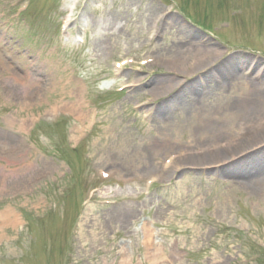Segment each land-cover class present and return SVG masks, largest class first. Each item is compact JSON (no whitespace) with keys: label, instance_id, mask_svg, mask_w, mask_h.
Instances as JSON below:
<instances>
[{"label":"rangeland","instance_id":"1","mask_svg":"<svg viewBox=\"0 0 264 264\" xmlns=\"http://www.w3.org/2000/svg\"><path fill=\"white\" fill-rule=\"evenodd\" d=\"M162 1L166 8L157 0H0V264H118L123 258L134 264H255L253 248L264 249V183L240 175L251 171L249 178L260 181L264 145L223 168V154H192L229 139L244 118L226 121L231 112L220 113L242 87L229 94L212 87L226 68L221 48L203 32L223 39V19L234 14L239 22L232 30L239 29L241 15L223 8V0ZM228 1L236 10L244 6L245 23L257 32L231 38L248 46L242 47L247 53L224 62L262 63L255 37L264 36V0ZM72 2L75 14L64 15ZM25 3L27 13L16 19L14 6ZM173 3L183 18L167 11ZM68 16L81 27L92 24L84 45L66 41L78 38L72 25L61 32ZM185 56L193 62L185 63ZM123 58L157 61L129 65L115 76ZM21 75L30 83L20 84ZM32 95L34 103L26 102ZM156 106L163 111L153 125ZM55 115H63V123L51 127L45 119ZM222 124H228L224 132ZM75 141L80 147L74 153ZM104 170H114L115 179L134 177L136 186L103 188L110 183L101 177L105 184L98 185ZM94 187L100 190L89 200ZM124 210L135 215L127 221ZM143 222L153 230L145 245Z\"/></svg>","mask_w":264,"mask_h":264},{"label":"bare ground","instance_id":"2","mask_svg":"<svg viewBox=\"0 0 264 264\" xmlns=\"http://www.w3.org/2000/svg\"><path fill=\"white\" fill-rule=\"evenodd\" d=\"M200 55H203V54H200ZM232 70H233L232 68L228 69L230 73L233 72ZM223 72H225L224 69H223ZM236 73H239V72H234L232 74L233 76L231 75L230 77H228V78L232 77V80L234 79L232 83L228 84V86L226 84H223V82L227 81V77H223L218 80V83L222 85V88L220 90L223 89V85H225L226 88H231L233 84L238 83V80H237L238 78H235ZM263 78H264V75H262V77H255V80L261 86H255L256 84L254 82H251L250 84H246V85L244 84L245 90L239 93L240 96L234 97L232 98V100H228L223 106V112L222 111L220 112L221 114H223V118L226 116V111L231 112L230 117L227 118L226 121L236 118V117H247L246 120L244 118L242 120H245L244 125L252 128V131L247 128L241 129V131L237 135L234 136V137L238 136V139L234 140L233 143H230L226 145L225 147H223L222 149L223 151L218 150V152L213 151L209 153L208 155L205 156L206 159L214 157V156L220 157L223 154V161H225L226 156L230 154L231 152H233V157H236L237 156L235 153L236 150L244 151V149L246 150V148L248 149V147L250 146L253 147L257 144L264 143V121H262L259 116V115L264 116V82H262L264 80ZM228 106H229L230 111L227 110ZM81 107L83 108V106ZM83 115L84 114H80L77 112V117H78L77 119H84ZM225 129H226V126L223 125V132L225 131ZM207 134H209V136L211 137H214V135L209 132H207ZM262 152L264 153V149L261 150L259 153H262ZM261 155H264V154H261ZM259 161H260V164H264V158L260 159ZM263 168L264 166L261 165L260 170L262 171V174H261L262 178L260 179V181L256 178H252V179L249 178L247 174H249L251 171H248L247 173H244L242 171L240 176L244 177L249 183H252V182H256V184H258L259 182L264 183V169ZM240 170H242V168H240ZM252 175H250V177H252ZM8 212L9 211H7V213ZM123 213L127 215V219L125 216V219L127 221L132 219V217L135 215L133 211L124 210L120 212L121 215H123ZM115 216L120 218V215L116 214ZM113 220H116V217H113ZM140 229L143 233L142 243H144L145 245V243L151 242L152 231H153L151 227L148 224L144 223L140 227ZM153 246H154V250L160 249L156 245H153Z\"/></svg>","mask_w":264,"mask_h":264}]
</instances>
